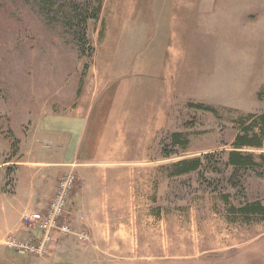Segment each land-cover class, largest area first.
I'll return each instance as SVG.
<instances>
[{
    "label": "rangeland",
    "instance_id": "obj_1",
    "mask_svg": "<svg viewBox=\"0 0 264 264\" xmlns=\"http://www.w3.org/2000/svg\"><path fill=\"white\" fill-rule=\"evenodd\" d=\"M99 3L84 44L78 17ZM155 67L172 76L174 94L164 103ZM95 108L94 149L107 148L112 125V134L118 137V126L125 135L109 164L133 178L130 231L142 220L140 228L159 239L140 245L133 233L119 251L95 245L82 226L76 230L89 232V241L70 236L62 254L58 248L37 257L5 246L7 237L19 236L13 230L0 233V264H264V213H234L256 202L264 209V172L228 165L240 119L264 113V0H0L2 231L19 217L24 226L23 214L46 206L67 173L75 175L73 192L79 183L70 170L43 198L21 180L15 193L25 161L18 139L33 119L9 114L79 117L76 111ZM174 134L181 135L177 143ZM240 151L256 163L264 155V148ZM194 160L196 171L174 175L175 164Z\"/></svg>",
    "mask_w": 264,
    "mask_h": 264
},
{
    "label": "crops",
    "instance_id": "obj_2",
    "mask_svg": "<svg viewBox=\"0 0 264 264\" xmlns=\"http://www.w3.org/2000/svg\"><path fill=\"white\" fill-rule=\"evenodd\" d=\"M153 71V74L157 73L163 78L162 84L165 86L162 102L164 103L174 94L169 84L172 76L167 72L164 76L158 67L157 69L155 67ZM162 88L163 86L160 89ZM133 108L129 111H134ZM97 109L95 108L94 111H76V114L81 115L79 117H73L74 114L55 117L53 112L41 115V111L33 115L20 112L13 115L9 114L11 120L12 116L18 121L30 117L33 119L30 121L32 126L27 135L18 139L20 140L21 155L25 161L20 163L22 164L21 167L19 166L15 193L21 180L22 186L30 191V195L37 193L43 198L48 192L49 194L53 193L60 175L73 170L79 176V183L71 194L70 202L72 208L71 221L73 220L74 228L78 229L82 226L88 228L95 245H97L96 243L100 245L108 242L119 251H122L119 247L124 249L127 247L133 233L140 245L146 243L147 238L152 239L151 241L158 240L157 236H148V231H143L140 228L142 220L137 219L136 229L130 231L132 227L128 226L126 215L133 209L134 205L133 178L129 174L130 172L119 171L117 166L109 164L116 160L117 148L124 146L125 135H123V130L118 131V126L116 129L118 137L116 134H112V125L111 131H108L109 140L105 144L107 148L102 153L94 149L90 141L92 131L98 129L100 125L98 119L100 113L96 111ZM85 115H89L88 118H85ZM119 132L120 134H118ZM118 138L123 140L120 146H117L116 143ZM125 146L127 148V144ZM126 148L125 152L127 153ZM41 152H45L47 155H41ZM101 155L103 162L99 160ZM121 162L127 163L128 157L123 158ZM116 172L122 173V181H118ZM39 205L38 203L37 206L39 207ZM105 213H107L108 218L105 217ZM106 228L108 229L107 235ZM4 230L0 229V233L20 230L19 236L26 234L20 217L18 223ZM69 242L70 238L64 237L62 241L58 242L56 250L61 248L60 254H62L67 250ZM118 243L126 244L118 245ZM142 255L144 256V253Z\"/></svg>",
    "mask_w": 264,
    "mask_h": 264
},
{
    "label": "built area",
    "instance_id": "obj_3",
    "mask_svg": "<svg viewBox=\"0 0 264 264\" xmlns=\"http://www.w3.org/2000/svg\"><path fill=\"white\" fill-rule=\"evenodd\" d=\"M75 181V175L67 173L59 181L46 206L23 214L26 234L7 237L5 246L28 256L44 257L55 251L58 242L64 237L73 236L79 242L89 241V232L84 229L76 230L70 217L68 218Z\"/></svg>",
    "mask_w": 264,
    "mask_h": 264
},
{
    "label": "trees",
    "instance_id": "obj_4",
    "mask_svg": "<svg viewBox=\"0 0 264 264\" xmlns=\"http://www.w3.org/2000/svg\"><path fill=\"white\" fill-rule=\"evenodd\" d=\"M101 10L100 3L94 9V13L86 16H79L78 18L82 19L80 21V29L82 31V42H86L85 27L88 20L96 19ZM197 109H204L203 106H197ZM248 120V121H247ZM240 131L236 135L233 147L234 150L231 151L228 155V165L235 169H252L257 166L264 172V155H260L258 160L260 163L255 162L253 154H243L240 150L243 148H255L262 149L264 148V113L261 114H249L244 118L240 119ZM181 137L180 134H174L172 138L175 143L178 142V139ZM200 164L199 160L194 161H181L173 166L174 175L180 176L183 174H188L194 172L198 169ZM235 214H241L244 216L249 215H261L264 213L263 207L259 203H252L245 205L240 209H236Z\"/></svg>",
    "mask_w": 264,
    "mask_h": 264
}]
</instances>
